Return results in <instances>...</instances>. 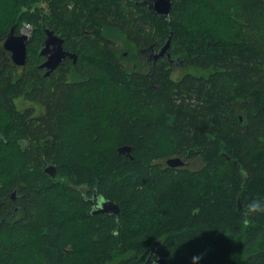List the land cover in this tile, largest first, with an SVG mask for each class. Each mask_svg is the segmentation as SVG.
<instances>
[{"label": "trees", "instance_id": "16d2710c", "mask_svg": "<svg viewBox=\"0 0 264 264\" xmlns=\"http://www.w3.org/2000/svg\"><path fill=\"white\" fill-rule=\"evenodd\" d=\"M143 1L0 0V264H264V0Z\"/></svg>", "mask_w": 264, "mask_h": 264}, {"label": "water", "instance_id": "95a60500", "mask_svg": "<svg viewBox=\"0 0 264 264\" xmlns=\"http://www.w3.org/2000/svg\"><path fill=\"white\" fill-rule=\"evenodd\" d=\"M173 0H144L142 4L147 5V7L154 12L155 14L161 17H167L170 13L172 7ZM170 38H168L165 44L157 51L153 52V55L149 56L152 57V64L161 58L169 49L170 47ZM27 43L28 38L25 34H16L14 33V28L12 27L8 34L6 35L5 40L3 41V48L10 52V58L13 64L17 66H24L27 60ZM40 55L45 57V60L40 67H44L47 69L46 74H49L52 70H54L61 61L65 58V56L74 57L75 55L70 54L69 52L63 49V39L55 34L53 31L47 30L46 36L44 39V45L40 50ZM119 152L129 154L130 147L123 146L118 149ZM166 164L170 167L181 166L183 163L180 157H170L166 160ZM44 172L50 176H54L55 168L53 165H47L44 167ZM14 194V192L12 193ZM98 210L111 212L112 214L117 213L116 205H112L110 202L103 200L100 201ZM152 264V261L149 259L146 261L145 264ZM160 263H164V260L161 259Z\"/></svg>", "mask_w": 264, "mask_h": 264}, {"label": "flooded vegetation", "instance_id": "af4514ba", "mask_svg": "<svg viewBox=\"0 0 264 264\" xmlns=\"http://www.w3.org/2000/svg\"><path fill=\"white\" fill-rule=\"evenodd\" d=\"M156 52L157 51V49L155 48L154 50H151V56L153 55V52ZM163 57H166L167 59H170L171 60V56L169 55V53L168 52H166L165 53V55L163 56ZM162 57V58H163ZM70 59L69 58V56H65V58L63 59V60H65V59ZM143 58H145L146 59V64L148 65V68H147V70L148 69H150L151 70V72H153L154 71V69H155V66H156V63H157V61L155 62V64H152V57H148V59H147V57H143ZM45 58H43V60H44ZM42 60V61H43ZM171 63V62H170ZM19 67V66H18ZM43 69V74L45 75V73L47 72V69L46 68H42ZM26 108V107H25ZM29 108V107H28ZM33 108H37V107H33ZM14 195V194H13ZM13 195H11V199L12 200H14L15 199V197L13 196ZM92 205H94L93 203H92ZM13 208H15L16 206H12ZM91 208H94L95 209V206H91ZM13 214H14V210H13V212H12Z\"/></svg>", "mask_w": 264, "mask_h": 264}, {"label": "rangeland", "instance_id": "374dc122", "mask_svg": "<svg viewBox=\"0 0 264 264\" xmlns=\"http://www.w3.org/2000/svg\"><path fill=\"white\" fill-rule=\"evenodd\" d=\"M31 27L29 26V24H24L23 26H22V28L20 29V32L21 33H23V34H26V35H29V33H30V31H31V29H30ZM41 50V49H40ZM40 52V51H39ZM40 54V53H39ZM143 64V66H144V64L145 63H142ZM146 69L148 68V65L146 64ZM184 69H183V67H181V66H175L174 67V71H173V76L174 77H178V76H180V74H181V72L183 71ZM16 101H18V100H16ZM25 102H23V105L24 106H30V105H32L33 103L31 102V101H26V100H24ZM39 109H42V107L41 108H39ZM17 199V198H16ZM17 205H19L18 203H17Z\"/></svg>", "mask_w": 264, "mask_h": 264}, {"label": "clouds", "instance_id": "9594fccd", "mask_svg": "<svg viewBox=\"0 0 264 264\" xmlns=\"http://www.w3.org/2000/svg\"><path fill=\"white\" fill-rule=\"evenodd\" d=\"M250 211H259L261 210V205L259 202H256V203H253L251 206H250Z\"/></svg>", "mask_w": 264, "mask_h": 264}]
</instances>
